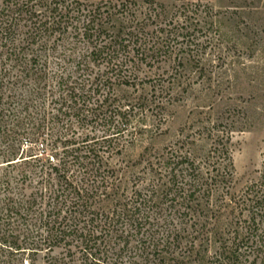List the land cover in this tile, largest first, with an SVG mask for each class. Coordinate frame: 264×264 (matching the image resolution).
<instances>
[{
    "label": "trees",
    "instance_id": "obj_1",
    "mask_svg": "<svg viewBox=\"0 0 264 264\" xmlns=\"http://www.w3.org/2000/svg\"><path fill=\"white\" fill-rule=\"evenodd\" d=\"M199 9L1 0L0 264H264V160L233 193L234 126L130 154L188 86L142 67L200 66Z\"/></svg>",
    "mask_w": 264,
    "mask_h": 264
},
{
    "label": "rangeland",
    "instance_id": "obj_2",
    "mask_svg": "<svg viewBox=\"0 0 264 264\" xmlns=\"http://www.w3.org/2000/svg\"><path fill=\"white\" fill-rule=\"evenodd\" d=\"M82 1L125 4L131 11L136 10L138 19H143L146 12L160 5L173 11L174 6L181 3H197L202 16L210 7L211 17L195 29L193 26L190 35L196 41L204 42L205 52L200 66L196 67L195 62L186 57L184 66H178L173 55L166 63L150 71L142 67V76L164 77L166 81L172 73H179L188 86L183 92L181 86L177 88L176 93L180 98L168 104L163 111L167 119L162 127L163 133L151 137L152 133L147 131L130 154L136 157L145 146L161 150L178 138L181 129L191 133L195 129L192 127H197L198 122L205 118L213 121L222 119L235 127L232 139L235 167L232 192L240 194L247 186L258 181L264 160V0ZM148 23L149 30H152V21ZM132 93L133 89H130L124 95ZM159 96L156 92L155 97ZM154 116L145 123L148 129L153 128V123L157 124ZM202 148L200 144L196 151L202 153ZM132 184L129 183V186Z\"/></svg>",
    "mask_w": 264,
    "mask_h": 264
}]
</instances>
